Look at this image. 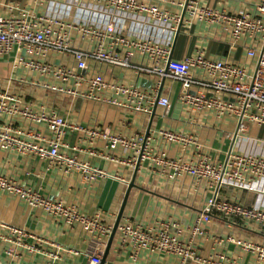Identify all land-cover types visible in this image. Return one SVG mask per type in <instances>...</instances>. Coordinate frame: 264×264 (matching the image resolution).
Wrapping results in <instances>:
<instances>
[{
    "label": "crops",
    "instance_id": "1",
    "mask_svg": "<svg viewBox=\"0 0 264 264\" xmlns=\"http://www.w3.org/2000/svg\"><path fill=\"white\" fill-rule=\"evenodd\" d=\"M196 1L199 6L227 9L239 12L249 8L256 0H147L161 4L171 13L186 16L188 3ZM177 3V4H174ZM50 14L75 21H103V12L88 0H56L41 3L39 0H0V16L31 17L34 14ZM118 25L131 35H151L159 41L170 40L172 58L185 60L199 49L211 59L243 63L251 42L248 39L235 41L230 32L218 24H208L193 19L181 33L172 35L165 27L147 22L139 15L120 16ZM16 55L0 57V89L20 94L36 105L55 108L73 126L64 135L65 143L61 153L75 163L49 161L23 149L5 148L0 142V177L15 181L22 187L38 190L50 201H63L77 205L89 216L98 215L105 223L114 225L129 183L136 169L128 162L139 159L141 152H150L154 157L179 161H197L207 156L212 161L225 163L231 152L253 153L264 156V124L245 120L244 129L239 128V119L234 116L219 117L212 109L198 110L185 105L179 98L181 82L166 78L163 96L172 98V110L165 115L164 109L155 106L151 113L123 109L109 104L73 98L56 94L30 83L35 78L22 67L14 69ZM256 70V61L249 63ZM104 72L114 79H125L137 85L139 80L131 71L106 68ZM23 78L25 82L20 81ZM153 84V81H152ZM146 88L144 86H141ZM21 92V93H19ZM155 116L153 119V113ZM14 124L21 127V138L35 144H44L56 135L52 131H41L32 127L24 118L18 117ZM96 130L109 137L120 138L111 148L110 140L100 137L92 140L85 137L87 131ZM174 132L189 137L190 141H169L163 132ZM149 138L146 139L147 134ZM138 150L140 151L138 153ZM88 165L86 170L83 166ZM137 176V188L133 189L125 216L137 223L167 227L194 250L193 258L186 264H202L209 255L220 254L236 264H264L256 254L238 241L251 240L264 244V231L256 226L229 222L213 212L209 222L202 219L209 200L216 195L221 198H235L246 205H263L262 192L238 190L222 186L209 190L199 185L195 177L183 174L172 176L162 166L153 167V161H141ZM98 170L100 173H96ZM201 231L193 233L194 227ZM21 229L29 234L21 245L11 230ZM236 242H230L229 238ZM109 238L101 242L91 237L82 226L69 228L54 219L41 208H30L19 198L0 189V264H87L91 256L104 255ZM120 234L117 233L107 261L114 264H180L175 255L145 253L134 261L131 250L119 248ZM14 247L16 254H8Z\"/></svg>",
    "mask_w": 264,
    "mask_h": 264
},
{
    "label": "built area",
    "instance_id": "2",
    "mask_svg": "<svg viewBox=\"0 0 264 264\" xmlns=\"http://www.w3.org/2000/svg\"><path fill=\"white\" fill-rule=\"evenodd\" d=\"M41 3L56 0H39ZM84 1V0H79ZM98 7L106 20L75 21L42 13L31 17L0 16V57L16 55L14 69L22 67L35 78L30 81L34 86L73 98H82L98 103L109 104L123 109L151 113L155 106L164 109L165 115L172 110V101L163 96V79L173 78L181 82L179 98L198 110L212 109L219 117L234 116L239 119V128L244 129V121L250 120L264 124V0H256L249 8L239 12L227 9H214L199 6L196 1L187 5L186 16L171 13L161 4L148 3L147 0H88ZM177 4V3H174ZM139 15L147 22H155L165 27L168 33H177L180 24L187 28L193 19L203 23L221 25L231 33L235 41L248 39L251 44L246 51L247 60L243 63L221 61L209 58L199 49L185 60L171 59L170 40L159 41L151 35L137 36L125 33L118 25L120 16ZM256 61L253 72L249 62ZM131 71L138 78H150L149 88L137 86L125 79L109 77L104 69ZM20 81H24L20 78ZM163 93V92H162ZM24 118L40 132L52 131L56 137L44 144H35L21 138L23 130L14 121ZM45 129V130H44ZM73 126L55 108L38 106L20 94L0 89V142L5 148L23 149L49 161L75 163L66 158L61 149L66 146L62 141L66 132ZM171 141H190L189 137L174 132H163ZM85 137L97 140L105 137L110 140L111 148H116L124 140L109 137L94 129L87 131ZM140 151L138 150V153ZM142 153V152H141ZM140 159L129 161L135 169ZM153 161V167L162 166L171 175L188 174L195 177L199 185L209 190L222 186H232L238 190L262 192L264 194V156L253 153L231 152L228 160L212 161L207 156L197 161H179L154 157L143 152V161ZM86 170L88 165L83 166ZM96 173H100L98 170ZM0 189L19 198L25 205L34 209L41 208L54 219L69 228L82 226L98 241H105L112 235L114 225L105 223L98 215L89 216L74 204L63 201H50L38 190L22 187L15 181L0 177ZM202 219L209 222L216 212L229 224L239 223L249 227L256 226L264 231V206L246 205L235 198H221L217 195L209 200ZM193 228V233L200 232ZM118 233L119 248L131 250L134 261H139L145 253H164L175 255L180 264H186L194 256V250L183 238L169 232L167 227L157 228L144 225L124 217ZM14 244L21 245L29 236L17 228L11 230ZM236 242L235 238H229ZM256 254L259 262L264 261V244L251 240L238 241ZM8 254L14 256L16 250L10 248ZM103 255H93L87 264H102ZM104 264H114L106 261ZM202 264H236L220 254L209 255Z\"/></svg>",
    "mask_w": 264,
    "mask_h": 264
},
{
    "label": "water",
    "instance_id": "3",
    "mask_svg": "<svg viewBox=\"0 0 264 264\" xmlns=\"http://www.w3.org/2000/svg\"><path fill=\"white\" fill-rule=\"evenodd\" d=\"M186 11H187V8H186ZM183 19H184V17H183ZM181 31H182V23L180 24L179 29L177 31V36H179V34L181 33ZM171 59H173L172 56H171ZM165 81H166V79L164 78L163 79V82H162V87H161V93H160V95L162 94V92L164 90ZM144 83H145L144 81L139 80L137 82V86H144ZM144 87H146V86H144ZM148 87H150V84H149ZM171 99L172 100H175V96H172ZM154 116H155V112L153 113V119H154ZM149 135L150 134L148 133L147 136H146V139L149 138ZM143 152L144 151H142V153L140 155L139 164L137 166V169H136L134 178H133V180L128 185L126 194H125L124 199H123V202L121 204V208L119 210V213L117 215L116 221L114 223L113 232H112V235L110 236L109 243H108V249H107V251H106V253L104 255L102 264H104L107 261V257H108V255L110 253V250H111L112 245L114 243L115 237H116V235L118 233L119 226H120L122 220L124 219L125 211H126V208H127L128 203H129L131 193H132L133 189H136L137 188L136 180H137V176H138V173H139V168H140L139 166H140V163L142 161V154H143Z\"/></svg>",
    "mask_w": 264,
    "mask_h": 264
},
{
    "label": "rangeland",
    "instance_id": "4",
    "mask_svg": "<svg viewBox=\"0 0 264 264\" xmlns=\"http://www.w3.org/2000/svg\"><path fill=\"white\" fill-rule=\"evenodd\" d=\"M189 2V1H188ZM149 84H150V86L152 85V80H150V81H146L145 83H144V86H146V88H149L148 86H149ZM9 92H11V93H16V92H13V91H10V90H8ZM19 93H21V92H19ZM22 94V93H21ZM262 138L264 139V134H262Z\"/></svg>",
    "mask_w": 264,
    "mask_h": 264
},
{
    "label": "trees",
    "instance_id": "5",
    "mask_svg": "<svg viewBox=\"0 0 264 264\" xmlns=\"http://www.w3.org/2000/svg\"><path fill=\"white\" fill-rule=\"evenodd\" d=\"M105 20H106V18H105ZM95 22H98V21H95ZM238 222L242 224V222H240V221H238Z\"/></svg>",
    "mask_w": 264,
    "mask_h": 264
}]
</instances>
